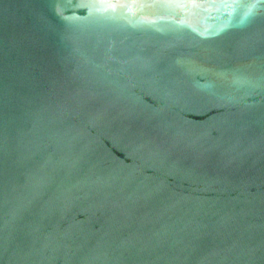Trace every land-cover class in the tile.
<instances>
[{
  "label": "water",
  "instance_id": "obj_1",
  "mask_svg": "<svg viewBox=\"0 0 264 264\" xmlns=\"http://www.w3.org/2000/svg\"><path fill=\"white\" fill-rule=\"evenodd\" d=\"M0 264H264V0H0Z\"/></svg>",
  "mask_w": 264,
  "mask_h": 264
}]
</instances>
